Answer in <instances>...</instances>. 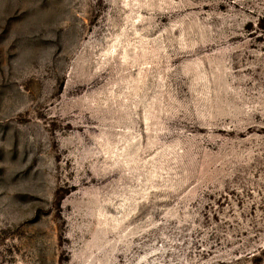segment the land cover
<instances>
[{
	"label": "rangeland",
	"instance_id": "374dc122",
	"mask_svg": "<svg viewBox=\"0 0 264 264\" xmlns=\"http://www.w3.org/2000/svg\"><path fill=\"white\" fill-rule=\"evenodd\" d=\"M0 264H264V0H0Z\"/></svg>",
	"mask_w": 264,
	"mask_h": 264
}]
</instances>
